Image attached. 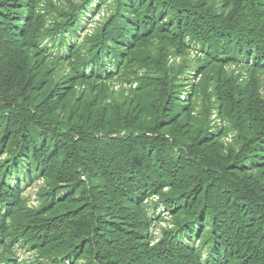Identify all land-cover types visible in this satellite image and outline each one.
<instances>
[{
  "label": "trees",
  "instance_id": "1",
  "mask_svg": "<svg viewBox=\"0 0 264 264\" xmlns=\"http://www.w3.org/2000/svg\"><path fill=\"white\" fill-rule=\"evenodd\" d=\"M263 76L264 0H0V264H264Z\"/></svg>",
  "mask_w": 264,
  "mask_h": 264
},
{
  "label": "rangeland",
  "instance_id": "2",
  "mask_svg": "<svg viewBox=\"0 0 264 264\" xmlns=\"http://www.w3.org/2000/svg\"><path fill=\"white\" fill-rule=\"evenodd\" d=\"M74 1H77V0H74ZM93 2L95 3L90 9V13H89L90 15L87 16L88 19L84 21L82 30L79 31V36H82L83 33H86V32L90 33L96 27V24L100 20V18H102V16H104L105 14L104 7H102L100 11H94V14H93V10H95V6L98 5L97 1H93ZM80 39L78 37L75 38V40L77 41ZM246 69L247 68L244 65L240 64L239 66L233 65V66L226 67L224 71H227L228 73L238 72L242 74L246 71ZM112 86L115 88V90H118L117 92H119L120 87L118 83L114 82ZM81 89H83V87H81ZM81 89L77 88L76 90L80 91ZM199 104L200 102L198 101V107H199ZM199 109L200 107L197 110ZM40 184H41V180H39L37 183L29 187L28 186L26 187V184L24 183V186H23L25 188L24 195L27 196V198L29 199L28 204L30 205L36 204L34 194H35V190L39 188ZM151 200L155 201L156 197H153ZM161 206L162 205H159V208L156 210V216L157 214H159L162 220H160L159 222L153 223L150 227V233L152 236L151 238H156L155 240L160 238L165 230H170L171 228L175 226V223L173 222V219H171V215L169 214L168 210L166 208L164 209V207L162 208ZM154 209H155V206L151 205L149 212H148L149 217L154 216L153 215ZM183 241L180 240V242H183ZM193 241H194L192 242L193 244L199 245V241L197 239H193ZM17 256L19 259L26 260L27 258L30 257V253H27V252L23 253L22 251H18Z\"/></svg>",
  "mask_w": 264,
  "mask_h": 264
}]
</instances>
